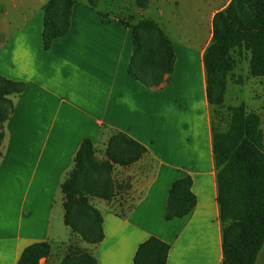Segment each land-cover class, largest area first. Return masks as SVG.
I'll list each match as a JSON object with an SVG mask.
<instances>
[{
  "label": "crops",
  "instance_id": "1",
  "mask_svg": "<svg viewBox=\"0 0 264 264\" xmlns=\"http://www.w3.org/2000/svg\"><path fill=\"white\" fill-rule=\"evenodd\" d=\"M46 1L38 0L0 38V75L23 84L12 97L0 144V264H16L22 249L38 241L50 245L39 262L58 264L71 252V237L97 264H133L139 244L150 236L168 243L166 264H222L203 53L213 14L230 0L211 1L204 29L197 25L170 36L153 20L174 53L168 81L156 85L129 74L130 25L138 20L129 21L120 10L110 15L99 7L106 0L95 7L74 0L67 32L44 48ZM152 2L137 4V11ZM116 133L146 150L130 164L112 165L111 199L91 201L102 215L103 239L81 242L64 223L60 183L83 139L105 152ZM186 175L196 204L187 215L167 220L169 188ZM54 228L67 238L53 242Z\"/></svg>",
  "mask_w": 264,
  "mask_h": 264
},
{
  "label": "trees",
  "instance_id": "2",
  "mask_svg": "<svg viewBox=\"0 0 264 264\" xmlns=\"http://www.w3.org/2000/svg\"><path fill=\"white\" fill-rule=\"evenodd\" d=\"M147 1L136 0V3L144 7ZM98 2L86 0L92 7ZM73 4L74 0H47L43 4L44 48L67 32ZM130 27L133 52L129 74L147 85L167 82L174 62L171 42L151 19H140ZM243 54L248 56L249 74L264 76V0H230L213 14L211 38L203 53L210 107L223 104L226 84ZM236 82L241 83V77ZM22 88V83L0 75V144L3 123L13 109L12 97ZM210 125L222 264H255L264 243V150L260 116L247 111L240 102L228 107L224 128L214 122ZM145 150L127 135L116 133L108 141L106 158L98 160L92 142L81 141L60 190L64 195V223L82 241L93 244L103 239L102 215L90 198L111 199L112 165L130 164ZM191 185L188 175L173 181L166 199L167 220L185 216L193 209L196 196ZM168 250V243L150 236L139 244L133 264H166ZM49 252L48 242H33L22 249L16 264H41L40 259ZM58 264L97 263L81 249L78 253H67Z\"/></svg>",
  "mask_w": 264,
  "mask_h": 264
},
{
  "label": "rangeland",
  "instance_id": "3",
  "mask_svg": "<svg viewBox=\"0 0 264 264\" xmlns=\"http://www.w3.org/2000/svg\"><path fill=\"white\" fill-rule=\"evenodd\" d=\"M106 1L112 2L110 3L112 4L111 8L105 3ZM106 1L99 4V7L110 15H121L119 13L120 10L122 15L127 14L125 18L129 21L134 22L151 18L170 36L177 34L184 28H192L194 30L197 25L202 26L204 29L208 11L211 6H214L213 2L211 3L212 0H153L146 10L137 11L136 0ZM37 2L38 0H0V38L1 34H6L7 36L11 34L14 28L21 24L23 16L30 15L32 7ZM219 2L220 0H216L217 4ZM160 10L162 11L161 15L159 13ZM5 22H10L6 28L3 27ZM247 57V54H243L241 61L233 69L231 78L228 79L226 84L223 104L219 107H210V121L216 123L220 128H224L228 118V107L243 102L247 111L255 112L260 116L264 150V76L254 77L249 74ZM239 77H241V83L236 82ZM95 157L98 160H103L106 155L102 149H95ZM93 199L95 197L90 198V203ZM52 231L56 234L54 240H52L53 242H59L67 238V232L60 231V233L58 232L59 235H57L55 228ZM71 238L70 245L72 247H70V253H78V250H83L81 246H77V238ZM80 241L82 242L81 239ZM58 255V257L61 256V254ZM255 264H264V243L258 253Z\"/></svg>",
  "mask_w": 264,
  "mask_h": 264
}]
</instances>
